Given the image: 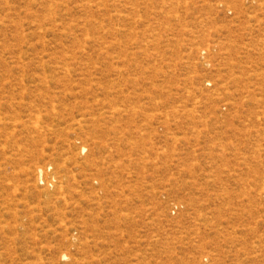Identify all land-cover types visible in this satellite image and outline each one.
I'll return each instance as SVG.
<instances>
[{
    "label": "rangeland",
    "instance_id": "1",
    "mask_svg": "<svg viewBox=\"0 0 264 264\" xmlns=\"http://www.w3.org/2000/svg\"><path fill=\"white\" fill-rule=\"evenodd\" d=\"M0 264H264V0H0Z\"/></svg>",
    "mask_w": 264,
    "mask_h": 264
},
{
    "label": "bare ground",
    "instance_id": "2",
    "mask_svg": "<svg viewBox=\"0 0 264 264\" xmlns=\"http://www.w3.org/2000/svg\"><path fill=\"white\" fill-rule=\"evenodd\" d=\"M38 173H39V176H41V174H42V170H39ZM43 173H44V172H43ZM43 175H44V174H43ZM53 181H54V179L52 178L50 181L47 182L48 185H54V184H53Z\"/></svg>",
    "mask_w": 264,
    "mask_h": 264
}]
</instances>
